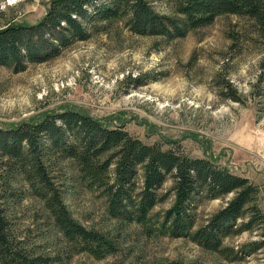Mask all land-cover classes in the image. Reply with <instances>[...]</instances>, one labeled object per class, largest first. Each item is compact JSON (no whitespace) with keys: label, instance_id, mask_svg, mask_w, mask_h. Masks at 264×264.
Listing matches in <instances>:
<instances>
[{"label":"rangeland","instance_id":"obj_1","mask_svg":"<svg viewBox=\"0 0 264 264\" xmlns=\"http://www.w3.org/2000/svg\"><path fill=\"white\" fill-rule=\"evenodd\" d=\"M50 2L0 0V29L35 24ZM147 2L156 13L178 17L173 0ZM83 24V39L71 37L47 59H24L21 70L0 65V127L67 109L85 112L104 124L121 126L145 144L208 157L248 178L256 190L247 206H256L262 218L223 235V251H212L194 233L232 193L195 194L192 227L171 235L164 229L166 212L175 201L171 175L157 189L158 202L141 222L126 212L112 215L102 188L81 179L74 160L47 159L51 180L72 220L108 240L109 249L98 251L71 243L53 228L43 195L3 156L0 204L14 248L45 256L46 264H264V23L222 14L181 36L134 32L119 19ZM114 163L107 171L111 180ZM142 177L139 168L133 198Z\"/></svg>","mask_w":264,"mask_h":264},{"label":"trees","instance_id":"obj_2","mask_svg":"<svg viewBox=\"0 0 264 264\" xmlns=\"http://www.w3.org/2000/svg\"><path fill=\"white\" fill-rule=\"evenodd\" d=\"M173 1L178 17L156 13L147 0H51L46 13L35 24L12 23L0 29V65L21 70L24 59L49 58L71 37H85L84 20H125L134 32L162 36L184 35L189 29L212 23L222 14L247 16L264 23V0ZM3 156L14 162L13 167L37 195H43L52 227L71 243L97 247L98 251L109 249L108 240L97 230L72 220L51 180L47 159L74 160L81 179L102 188L112 215L126 212L128 217L135 216L141 222L158 202L157 189L171 175L175 201L164 218V229L171 235L186 233L192 227L190 210L195 194L217 197L232 193L226 205L194 233L198 243L212 251H223V235L248 228L261 217L256 206H247L256 190L248 178L217 166L208 157H188L156 144H145L121 126L104 124L78 110L67 109L14 127H0V161ZM113 160L111 180L107 171ZM139 168L143 172L142 184L133 198L134 177ZM243 217L246 221L233 228ZM7 230L8 222L0 204V262L47 263L45 256H31L15 249Z\"/></svg>","mask_w":264,"mask_h":264}]
</instances>
